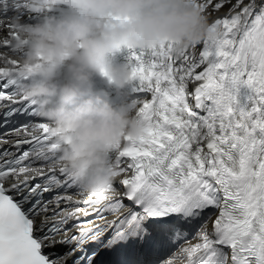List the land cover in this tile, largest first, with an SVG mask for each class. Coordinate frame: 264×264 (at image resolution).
Masks as SVG:
<instances>
[{
  "label": "snow or ice",
  "instance_id": "snow-or-ice-1",
  "mask_svg": "<svg viewBox=\"0 0 264 264\" xmlns=\"http://www.w3.org/2000/svg\"><path fill=\"white\" fill-rule=\"evenodd\" d=\"M198 7L224 10L198 52L117 53L141 133L111 154L108 192L55 166L46 123L0 77V264H264V0ZM17 8L0 0V49Z\"/></svg>",
  "mask_w": 264,
  "mask_h": 264
},
{
  "label": "clouds",
  "instance_id": "clouds-1",
  "mask_svg": "<svg viewBox=\"0 0 264 264\" xmlns=\"http://www.w3.org/2000/svg\"><path fill=\"white\" fill-rule=\"evenodd\" d=\"M17 3L6 19L8 47L0 49V77L45 121L55 166L85 194L108 192L118 178L111 154L141 128L133 115L135 101L114 102L96 78L123 94L132 71L117 61V53L170 42L179 56L213 34L208 17L198 0Z\"/></svg>",
  "mask_w": 264,
  "mask_h": 264
},
{
  "label": "bare ground",
  "instance_id": "bare-ground-1",
  "mask_svg": "<svg viewBox=\"0 0 264 264\" xmlns=\"http://www.w3.org/2000/svg\"><path fill=\"white\" fill-rule=\"evenodd\" d=\"M223 14H224V10H222L220 13H216V14L208 16L209 23H211L215 18H217V16H222ZM198 46L199 45H197L196 50Z\"/></svg>",
  "mask_w": 264,
  "mask_h": 264
}]
</instances>
